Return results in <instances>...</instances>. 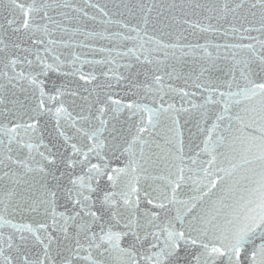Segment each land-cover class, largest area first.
Masks as SVG:
<instances>
[{
  "label": "snow or ice",
  "instance_id": "1",
  "mask_svg": "<svg viewBox=\"0 0 264 264\" xmlns=\"http://www.w3.org/2000/svg\"><path fill=\"white\" fill-rule=\"evenodd\" d=\"M0 264H264V0H0Z\"/></svg>",
  "mask_w": 264,
  "mask_h": 264
}]
</instances>
